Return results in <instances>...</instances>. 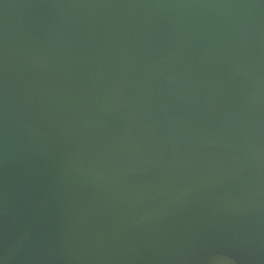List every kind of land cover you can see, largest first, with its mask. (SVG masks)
Here are the masks:
<instances>
[{
	"label": "water",
	"instance_id": "obj_1",
	"mask_svg": "<svg viewBox=\"0 0 264 264\" xmlns=\"http://www.w3.org/2000/svg\"><path fill=\"white\" fill-rule=\"evenodd\" d=\"M0 264H264V0H0Z\"/></svg>",
	"mask_w": 264,
	"mask_h": 264
}]
</instances>
